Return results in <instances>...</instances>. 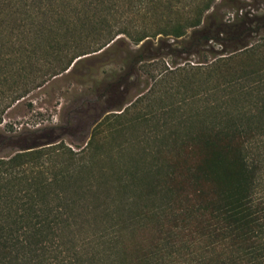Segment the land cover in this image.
Masks as SVG:
<instances>
[{"label": "trees", "instance_id": "16d2710c", "mask_svg": "<svg viewBox=\"0 0 264 264\" xmlns=\"http://www.w3.org/2000/svg\"><path fill=\"white\" fill-rule=\"evenodd\" d=\"M51 2L36 0L27 15L40 23L51 10L65 11ZM219 2L231 17L214 8L215 0H187L177 9L168 0L152 28L98 27L86 41L91 50L75 45L57 54L52 74L81 55L121 47L126 73L145 62L158 71L125 111L96 122L82 147L59 141L0 157V264H264V154L257 146L264 136V10ZM12 3L0 0V37ZM155 36L164 48L152 46ZM175 53L200 60L162 68L154 62ZM5 57L12 65L23 60L15 51ZM104 82V89L115 84ZM9 94L12 101L23 95ZM155 101L161 110L131 120H154L153 143L127 158L126 144L116 143L93 169L100 123ZM82 221L92 231L75 237L72 228Z\"/></svg>", "mask_w": 264, "mask_h": 264}, {"label": "rangeland", "instance_id": "374dc122", "mask_svg": "<svg viewBox=\"0 0 264 264\" xmlns=\"http://www.w3.org/2000/svg\"><path fill=\"white\" fill-rule=\"evenodd\" d=\"M164 1L168 0H161L159 5L158 2L142 4L139 0H52L53 7L58 9L62 6L65 11L58 14L51 10V14L40 18L38 23L26 12L35 5L36 0H13L11 8L6 11L7 16L1 22L4 27L0 37V108L4 110L0 117V157L10 156L30 146L59 141L74 150L82 147L89 139L96 122L105 115H110L109 113L121 112L140 93L149 89L152 74L158 68L145 62L141 67L126 73L118 63L123 47L112 49L108 54L99 52L81 55L82 58L74 65L72 61L65 70L57 74H52V69L59 65L57 54L71 51L75 45L91 50L86 41L93 40L98 27L122 26L128 31L139 25L154 27L160 22V15L165 13L162 10ZM185 1L187 0H170L176 3V9ZM239 1L243 6L242 11L255 13L264 10V0ZM24 3L26 7L23 6ZM214 4L215 9L224 13L223 17H231L232 11L225 8L219 0H215ZM37 13L38 10L35 14ZM47 28L51 32L46 33ZM8 31H14L9 38ZM119 36L128 42L123 35ZM149 41L153 47L159 44L164 48L157 36L150 37ZM166 42L175 50L180 49L172 38H168ZM128 44L131 49L137 46ZM10 51L17 52V59L23 60H17L14 65L12 62L7 63L5 55ZM198 60L200 59L196 55L175 53L163 55L154 62L162 68L164 65L175 63L178 66L191 61L196 64ZM17 67L19 69L16 70ZM3 70L7 72L2 74ZM109 78L115 84L104 89V81ZM11 91L23 95L12 101L9 94ZM161 105L162 102L157 101L152 105L143 102L142 107L128 109L117 120L108 117L100 123L94 137L93 169L103 165L105 158L102 152L108 147L112 153L116 143L126 144L122 151L126 158L130 154L141 153L145 146L152 144L154 120L140 123H132L131 120L139 112L144 113L153 107L161 110ZM257 146L264 154V136ZM93 152L94 149L92 154ZM92 227L90 222L82 221L81 226L72 228V233L75 237L87 236ZM67 235L69 233L65 234L66 237Z\"/></svg>", "mask_w": 264, "mask_h": 264}]
</instances>
